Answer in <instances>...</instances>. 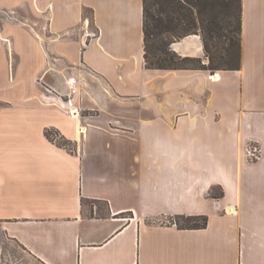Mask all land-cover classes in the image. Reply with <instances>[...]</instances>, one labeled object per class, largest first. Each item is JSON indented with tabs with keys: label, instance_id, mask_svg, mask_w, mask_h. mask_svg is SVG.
Listing matches in <instances>:
<instances>
[{
	"label": "crops",
	"instance_id": "0c3cea01",
	"mask_svg": "<svg viewBox=\"0 0 264 264\" xmlns=\"http://www.w3.org/2000/svg\"><path fill=\"white\" fill-rule=\"evenodd\" d=\"M241 1L240 67L210 71L146 68L142 0H0L47 64L28 161L0 164V264H264V0Z\"/></svg>",
	"mask_w": 264,
	"mask_h": 264
},
{
	"label": "trees",
	"instance_id": "16d2710c",
	"mask_svg": "<svg viewBox=\"0 0 264 264\" xmlns=\"http://www.w3.org/2000/svg\"><path fill=\"white\" fill-rule=\"evenodd\" d=\"M144 62L149 69L237 70L241 53V0H142ZM200 35L209 67L201 59L181 57L172 43ZM45 131V136L52 138ZM57 145L66 149L65 138ZM72 144V143H71ZM72 150V149H69ZM205 216H176L179 229H203Z\"/></svg>",
	"mask_w": 264,
	"mask_h": 264
},
{
	"label": "rangeland",
	"instance_id": "374dc122",
	"mask_svg": "<svg viewBox=\"0 0 264 264\" xmlns=\"http://www.w3.org/2000/svg\"><path fill=\"white\" fill-rule=\"evenodd\" d=\"M23 45L10 32L0 36V164L16 160H26L30 146V136L26 123L33 119L32 110L45 100L47 87L45 75L39 77L46 62L37 63L33 58L20 57ZM26 48V46H25ZM22 52V51H21ZM40 60V59H38ZM210 59L205 56L201 64L209 67ZM42 69H41V67ZM27 123V124H28ZM46 131V130H45ZM61 142L59 134L50 130L46 135ZM67 143L66 149H73ZM259 146V145H258ZM260 148V147H259ZM14 158V159H12ZM259 159V158H258ZM257 159V160H258ZM254 162V161H253ZM252 163V162H250ZM12 258V256H8Z\"/></svg>",
	"mask_w": 264,
	"mask_h": 264
},
{
	"label": "built area",
	"instance_id": "2783aa9c",
	"mask_svg": "<svg viewBox=\"0 0 264 264\" xmlns=\"http://www.w3.org/2000/svg\"><path fill=\"white\" fill-rule=\"evenodd\" d=\"M52 141H54L57 144V140L52 138ZM259 156H260V148L258 144L252 140H248L244 145L245 160L247 162H253V161H256L259 158Z\"/></svg>",
	"mask_w": 264,
	"mask_h": 264
},
{
	"label": "bare ground",
	"instance_id": "6f19581e",
	"mask_svg": "<svg viewBox=\"0 0 264 264\" xmlns=\"http://www.w3.org/2000/svg\"><path fill=\"white\" fill-rule=\"evenodd\" d=\"M230 212H232V208L230 209Z\"/></svg>",
	"mask_w": 264,
	"mask_h": 264
}]
</instances>
